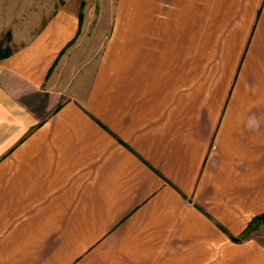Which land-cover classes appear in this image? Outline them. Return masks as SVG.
<instances>
[{
    "label": "crops",
    "instance_id": "1",
    "mask_svg": "<svg viewBox=\"0 0 264 264\" xmlns=\"http://www.w3.org/2000/svg\"><path fill=\"white\" fill-rule=\"evenodd\" d=\"M82 1H0V264H264V0Z\"/></svg>",
    "mask_w": 264,
    "mask_h": 264
},
{
    "label": "rangeland",
    "instance_id": "2",
    "mask_svg": "<svg viewBox=\"0 0 264 264\" xmlns=\"http://www.w3.org/2000/svg\"><path fill=\"white\" fill-rule=\"evenodd\" d=\"M0 1L1 3H4V2L6 3L8 0H0ZM10 1H14V2H17V4H20L22 3V1H25V0H10ZM109 1L112 3V1L114 0H109ZM56 2H58V0H56ZM88 2L91 4L92 7H94L95 12H97L96 8L98 7L100 0H86V3ZM0 33H1L0 35V55H1V54H5L6 52L10 51L12 45H11V33L9 31H2ZM254 231H256V235H258L260 239L264 240V228L259 230L258 228H255L253 226L249 228L248 232L244 235V237L245 236L247 237L253 234Z\"/></svg>",
    "mask_w": 264,
    "mask_h": 264
},
{
    "label": "trees",
    "instance_id": "3",
    "mask_svg": "<svg viewBox=\"0 0 264 264\" xmlns=\"http://www.w3.org/2000/svg\"><path fill=\"white\" fill-rule=\"evenodd\" d=\"M84 5V1L81 2V7ZM81 12H80V19H81ZM9 53H5V54H1L0 55V58L1 57H4L6 55H8ZM264 221V213L263 214H260L256 217H254L251 222L249 223V226H253V227H256L259 223L263 222ZM248 226V227H249Z\"/></svg>",
    "mask_w": 264,
    "mask_h": 264
}]
</instances>
